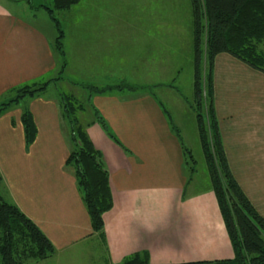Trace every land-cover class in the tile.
<instances>
[{"label":"crops","instance_id":"0c3cea01","mask_svg":"<svg viewBox=\"0 0 264 264\" xmlns=\"http://www.w3.org/2000/svg\"><path fill=\"white\" fill-rule=\"evenodd\" d=\"M98 30L79 27L74 39L108 36L106 31L105 35H93ZM189 31L191 37V28ZM87 48L69 40L72 59ZM55 57L45 30L0 0V100L5 101L14 86L43 79L61 67ZM148 65L133 67L135 80H147V76L151 80V68L154 72L156 67ZM65 67L78 72L84 65L69 62ZM121 82L112 84L122 87ZM49 86L0 110V192L32 218L56 247L52 256L30 264L54 258L67 249L74 253L78 245L95 238L103 247L102 258L95 264L119 263L135 251H145L149 264L233 255L207 171L198 188H185L190 174L184 147L193 153L188 140H196L202 150L194 112L184 99L186 105L169 106L143 89L90 96V103L118 140L99 122H93L91 130L86 128L102 155L113 198L112 207L103 213L102 237L93 231L74 171L65 164L70 125L62 116L61 101L48 92ZM213 102L229 168L264 217V71L229 52H218L213 63ZM24 106L36 124L30 144L25 142L21 121ZM78 116L80 119L81 113Z\"/></svg>","mask_w":264,"mask_h":264},{"label":"trees","instance_id":"16d2710c","mask_svg":"<svg viewBox=\"0 0 264 264\" xmlns=\"http://www.w3.org/2000/svg\"><path fill=\"white\" fill-rule=\"evenodd\" d=\"M26 2L32 8H46L53 17L52 9H68L79 0H51L49 5L44 1ZM189 18L192 87L190 97L185 95L183 99L195 115L206 171L216 195L233 255L160 264H264V217L252 205L229 168L213 102V63L218 52H229L264 71V0H189ZM56 27L58 34L51 44L61 53L63 30L57 25ZM64 64L63 62L61 67ZM174 78L175 76L172 80ZM47 84L48 81L39 84L38 80L14 86L11 92L16 91V95L8 98V94L5 101L0 100V110L5 104L24 95L38 93ZM116 86L106 84L94 87L88 93L87 100L90 103L93 93L110 91ZM62 101L65 103L61 108L62 116L70 125V150L65 164L74 171L93 231L103 237V213L113 205L109 174L101 153L94 147L85 127L74 114L75 108H82V103L76 104L74 97L70 95L62 96ZM158 102L169 116L162 101L159 99ZM93 110L95 119L118 141L98 109L93 106ZM21 121L25 142L30 144L36 135V124L27 106L22 109ZM172 126L176 129L175 125ZM184 148L185 160L190 163L193 159L192 152ZM55 251V245L37 223L0 192V264H27L29 259L46 258ZM115 264L149 263L145 251H135Z\"/></svg>","mask_w":264,"mask_h":264},{"label":"rangeland","instance_id":"374dc122","mask_svg":"<svg viewBox=\"0 0 264 264\" xmlns=\"http://www.w3.org/2000/svg\"><path fill=\"white\" fill-rule=\"evenodd\" d=\"M1 1L14 12L40 25L49 36L50 43L58 34L56 25L63 30L61 53L52 48L57 63L59 61L60 65L63 62L65 64L61 68L53 69L39 80V84L48 81L50 84L48 92L58 97L63 106L64 95L74 97L76 104L82 103V108H75L74 114L78 116L81 113L79 121L85 129L89 126L91 130L90 126L94 124L93 122H98L94 117L93 106L87 100L88 93L95 89L94 87L112 84L117 80H121L126 86L114 87L112 90L121 92H127L128 89H133L135 92L148 90L166 105L170 106L172 103L186 105L182 99L185 95L190 97L192 87L190 27L186 22L187 0H79L68 9H52L53 17L46 8H32L26 0ZM39 1H44L48 5L51 2V0H32L33 3ZM81 21L104 23L76 24ZM79 27L82 29L97 27L99 30L93 35L101 32L105 35L106 31L108 36L91 39L84 37L76 41L73 34ZM70 39L73 43L80 42L84 47L88 46L84 51L74 55L73 59L71 51L68 50ZM81 49L79 47V50ZM69 62L84 65L88 71L85 72L83 67L82 70L73 72L72 67H65ZM148 64H153L150 67L155 65V77L151 68V80H148V76L147 80L141 79L139 82L135 80L133 67L149 66ZM102 67H110V69L105 70ZM172 76H175L174 80ZM15 95L16 91L13 90L8 98ZM188 142L193 149V159L190 163L186 162L190 178L185 188L191 191L205 182L206 164L198 148V142L196 140H188ZM188 158H190L189 153ZM102 251L103 247L98 238H95L78 245L74 253L71 249H67L54 258L38 264H95L99 258H102ZM35 260L40 261V259H29L27 264Z\"/></svg>","mask_w":264,"mask_h":264}]
</instances>
